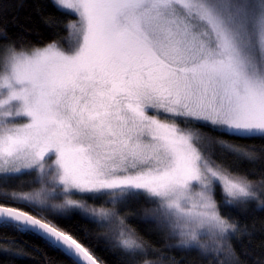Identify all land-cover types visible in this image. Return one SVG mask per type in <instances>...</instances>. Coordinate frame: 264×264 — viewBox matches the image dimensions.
<instances>
[{"label": "rangeland", "instance_id": "374dc122", "mask_svg": "<svg viewBox=\"0 0 264 264\" xmlns=\"http://www.w3.org/2000/svg\"><path fill=\"white\" fill-rule=\"evenodd\" d=\"M53 2L79 16L71 31L83 32L79 47L5 48L0 58V176L31 172L36 185L16 198L111 229L108 210L72 195L104 194L112 207L142 194L178 245L225 238L232 229L219 215L216 187L233 202L255 195L160 116L264 136V3L244 16L231 0L218 9L204 0ZM115 229L118 244L137 251Z\"/></svg>", "mask_w": 264, "mask_h": 264}, {"label": "trees", "instance_id": "16d2710c", "mask_svg": "<svg viewBox=\"0 0 264 264\" xmlns=\"http://www.w3.org/2000/svg\"><path fill=\"white\" fill-rule=\"evenodd\" d=\"M204 1L216 7L219 0ZM231 1L239 9L242 7L244 16L253 6L264 3ZM79 22V16L58 8L53 0H0V58L5 48L29 50L51 43L65 52L74 51L83 40V32L74 38L71 34ZM160 118L191 133L207 163L223 175L242 181L255 195L253 200L233 202L225 198L220 186L216 187L214 197L219 215L232 229L225 238L198 247L178 245L155 202L142 194L127 196L112 207L105 203L104 194L72 195L85 206L108 210L113 217L108 219L113 225L111 229L107 223L100 224L75 210L64 212L35 206L16 198L36 186L31 172L0 176V206L29 213L50 224L99 264H264V136L233 135L210 123L180 116L162 114ZM116 225L136 242L137 251H128L118 244ZM0 264L75 263L41 237L0 221Z\"/></svg>", "mask_w": 264, "mask_h": 264}, {"label": "water", "instance_id": "95a60500", "mask_svg": "<svg viewBox=\"0 0 264 264\" xmlns=\"http://www.w3.org/2000/svg\"><path fill=\"white\" fill-rule=\"evenodd\" d=\"M0 221L17 225L41 237L66 254L75 264H99L69 236L29 213L0 206Z\"/></svg>", "mask_w": 264, "mask_h": 264}]
</instances>
